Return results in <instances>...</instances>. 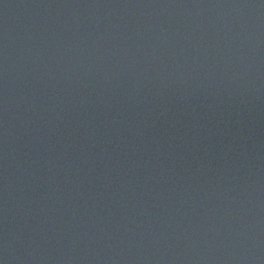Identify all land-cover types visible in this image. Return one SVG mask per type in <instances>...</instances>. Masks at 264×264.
Masks as SVG:
<instances>
[{
    "label": "water",
    "instance_id": "1",
    "mask_svg": "<svg viewBox=\"0 0 264 264\" xmlns=\"http://www.w3.org/2000/svg\"><path fill=\"white\" fill-rule=\"evenodd\" d=\"M0 264H264V0H0Z\"/></svg>",
    "mask_w": 264,
    "mask_h": 264
}]
</instances>
